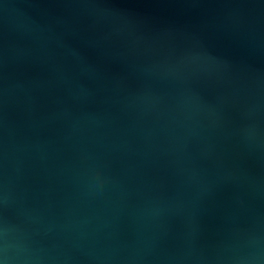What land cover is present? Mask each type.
I'll return each mask as SVG.
<instances>
[{"label":"water","instance_id":"95a60500","mask_svg":"<svg viewBox=\"0 0 264 264\" xmlns=\"http://www.w3.org/2000/svg\"><path fill=\"white\" fill-rule=\"evenodd\" d=\"M0 264H264V0H0Z\"/></svg>","mask_w":264,"mask_h":264}]
</instances>
